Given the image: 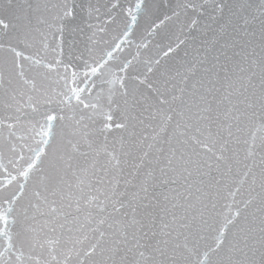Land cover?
I'll use <instances>...</instances> for the list:
<instances>
[{
	"label": "snow or ice",
	"instance_id": "obj_1",
	"mask_svg": "<svg viewBox=\"0 0 264 264\" xmlns=\"http://www.w3.org/2000/svg\"><path fill=\"white\" fill-rule=\"evenodd\" d=\"M0 264H264V0H0Z\"/></svg>",
	"mask_w": 264,
	"mask_h": 264
}]
</instances>
